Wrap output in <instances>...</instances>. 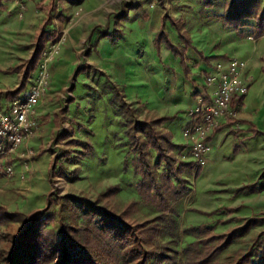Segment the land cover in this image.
I'll use <instances>...</instances> for the list:
<instances>
[{
	"label": "rangeland",
	"instance_id": "374dc122",
	"mask_svg": "<svg viewBox=\"0 0 264 264\" xmlns=\"http://www.w3.org/2000/svg\"><path fill=\"white\" fill-rule=\"evenodd\" d=\"M212 1L213 5L205 4V0H0L1 111L10 110L12 100L7 93L19 88L41 33L62 35L57 44L52 39L47 42L41 62L18 95L24 98L30 93L45 64L47 85L35 107L32 135L8 157L5 167H11L12 174L0 170V205L25 215L21 222L0 227V253L6 255V261L26 230V218L35 211L45 210L49 193L68 198L71 207L66 211L65 221L69 223L77 219L73 214L80 209L79 198L95 201L112 186L121 189L113 199L118 209L139 200L136 188L140 179L134 172L135 156L125 133V123L130 115L140 120L159 116L150 111L152 106L146 102H130L147 98L146 88L130 82L137 81L134 75L142 64L156 67L159 74L163 49L181 59L164 44L158 48L157 35L152 42L151 33L137 21H147L149 10L160 8L164 11L161 26L170 18L178 20L193 44L196 39L190 31L199 28L202 18L216 20L228 0ZM123 12L126 17L117 18ZM253 26L249 21L242 30L252 35ZM180 41L177 46L185 47L183 40ZM110 52L115 56L112 62L108 59ZM117 68L122 71L121 78L134 77L127 81L120 77L114 79ZM118 91L131 105L127 109L129 114L122 107V95ZM226 120H238L237 115ZM190 121L183 111L177 119L166 123V127L163 124L174 144L187 145L184 128ZM221 126L222 121L208 140L207 163L195 164L184 174L191 191L175 206L172 220L164 222L166 228L158 239L165 259L155 257L152 264H186V249L196 240L189 232L192 227L208 226L216 233H227L241 224L238 219L264 214V190L249 189L256 182L258 187L264 184V137L252 130H247L244 136L233 133L242 131L232 132L229 128L217 132ZM67 128L72 134L60 140ZM73 140L80 144L70 145ZM83 152L89 155L84 158ZM178 157L185 163H196L189 148L179 151ZM153 161H157L155 152ZM75 170H79V180L71 181L58 174L62 171L67 175ZM159 171L162 173L165 169ZM243 186L248 189L237 194ZM224 208H236V211L230 214ZM157 215L153 209L141 205L136 217L144 222ZM223 221L226 223H220ZM262 234L264 225L252 229L227 249L220 261L229 262L239 252H247ZM6 261L0 260V264H9Z\"/></svg>",
	"mask_w": 264,
	"mask_h": 264
},
{
	"label": "trees",
	"instance_id": "16d2710c",
	"mask_svg": "<svg viewBox=\"0 0 264 264\" xmlns=\"http://www.w3.org/2000/svg\"><path fill=\"white\" fill-rule=\"evenodd\" d=\"M264 0H228L224 4V11L218 15L226 28L239 31L251 21L254 24L253 38L264 36ZM205 4L213 5L212 0H205ZM128 6V3H127ZM123 12L117 18H125ZM177 30L180 40L185 47L174 44L166 31V20L163 21L156 37L157 47L164 44L168 50L181 59L186 76L190 74L187 52L197 50L187 36L182 24L176 19H168ZM106 35V34H105ZM62 36V35H61ZM61 36L47 32L41 33L37 41L36 50L19 88L7 93L9 100L18 98L25 88L32 72L41 62L47 42L57 44ZM203 57L201 54H199ZM209 61V58H204ZM17 69V68H16ZM122 95V107L130 108ZM71 101V99H70ZM65 111H61L63 114ZM129 114V113H128ZM59 118V115L57 116ZM173 117H150L142 120L130 115L125 123L126 136L134 154L133 168L139 177L137 194L139 200H134L118 209L113 199L120 192L119 186H112L92 201L79 198L80 209L75 210L73 216L77 219L73 223L65 221L66 211L70 208L67 197H56L49 193L47 207L43 211H35L26 219L27 227L19 237L17 246L9 260L0 253V260L9 264H152L155 257L165 259L160 253L159 235L175 212V206L191 191L189 182L184 174L195 167V163H185L180 160L179 151L188 146H178L173 143L171 134L163 128V124L173 120ZM72 133L67 128L59 137L67 139ZM257 134V132H256ZM70 145L78 146L79 141H70ZM153 152L157 161H153ZM83 152V157L88 156ZM164 168V172H160ZM200 171L198 168L197 173ZM52 175L55 171L52 170ZM71 181L79 180V170L66 173L60 171ZM264 179V174L262 175ZM258 182L249 186L252 192L264 190V184L258 187ZM248 186L239 188L236 193L241 194ZM143 205L153 209L158 215L150 220L141 222L136 217L139 207ZM72 209V208H71ZM232 214L236 208H224ZM216 213V212H214ZM211 215V214H207ZM25 215L12 212L0 205V227L23 221ZM241 224L236 225L227 233H216L208 226L192 227L189 232L196 238L186 249V264H264V234L258 236L247 252H239L229 262H221L220 256L233 244L242 240L249 232L264 225V214L259 213L249 219H238ZM222 224L226 222H220Z\"/></svg>",
	"mask_w": 264,
	"mask_h": 264
},
{
	"label": "crops",
	"instance_id": "0c3cea01",
	"mask_svg": "<svg viewBox=\"0 0 264 264\" xmlns=\"http://www.w3.org/2000/svg\"><path fill=\"white\" fill-rule=\"evenodd\" d=\"M163 16L162 9L153 7L149 10L147 21L142 19L137 21L142 29L145 28L151 33L152 42L160 30ZM202 19L197 28L199 32H195L197 29L190 31L192 38L196 39L193 44L196 45L197 50V52L189 50L187 53L190 74L186 76L182 62L163 49L161 52L163 64H161L160 73L158 74L156 67L142 64L144 68L138 69L134 75L138 82H130L131 85L138 83L146 88L147 98H135L128 101L146 102L152 106L150 111L159 117L177 119L179 113L183 111L189 117V109L198 98L213 95L215 87L207 84V78L214 73V66L219 62L239 59L247 64L246 76L252 78L250 91L247 96L237 97L232 103L231 110L236 113L239 121L223 119L222 126L217 132L229 128L232 132L233 130L242 131V133H233L237 136H244L247 130H252L264 137V36L255 39L253 34L248 36L242 30L243 28L235 31L222 27L218 19L211 20L207 17ZM166 31L174 44L181 43L178 32L170 22L166 23ZM204 58H209V61ZM108 59L112 62L115 59L114 53L110 52ZM134 61L132 58V63H135ZM119 75H122V71L117 68L113 78L116 79L120 77ZM132 77L120 78L127 81Z\"/></svg>",
	"mask_w": 264,
	"mask_h": 264
},
{
	"label": "built area",
	"instance_id": "2783aa9c",
	"mask_svg": "<svg viewBox=\"0 0 264 264\" xmlns=\"http://www.w3.org/2000/svg\"><path fill=\"white\" fill-rule=\"evenodd\" d=\"M246 70L247 64L239 59L217 63L214 73L207 78V84L215 87L213 95L198 98L189 109L191 121L184 130V137L196 165L204 166L207 163L210 151L208 140L220 122L236 116L231 110L234 99L249 94L252 78L246 76ZM47 79V66L42 64L40 78L33 84L30 93L24 98L13 100L8 112L0 110V170L8 175L12 174V168L5 167V163L32 135V117L44 95Z\"/></svg>",
	"mask_w": 264,
	"mask_h": 264
}]
</instances>
